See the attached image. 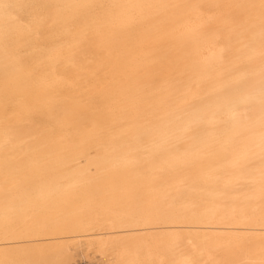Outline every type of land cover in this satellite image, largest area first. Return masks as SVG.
Wrapping results in <instances>:
<instances>
[{"label": "bare ground", "instance_id": "obj_1", "mask_svg": "<svg viewBox=\"0 0 264 264\" xmlns=\"http://www.w3.org/2000/svg\"><path fill=\"white\" fill-rule=\"evenodd\" d=\"M264 264V0H0V264Z\"/></svg>", "mask_w": 264, "mask_h": 264}, {"label": "rangeland", "instance_id": "obj_2", "mask_svg": "<svg viewBox=\"0 0 264 264\" xmlns=\"http://www.w3.org/2000/svg\"><path fill=\"white\" fill-rule=\"evenodd\" d=\"M78 264H85L84 262H80V263H78Z\"/></svg>", "mask_w": 264, "mask_h": 264}]
</instances>
